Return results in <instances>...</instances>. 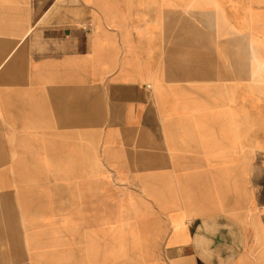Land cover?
Returning a JSON list of instances; mask_svg holds the SVG:
<instances>
[{
  "label": "crops",
  "instance_id": "1",
  "mask_svg": "<svg viewBox=\"0 0 264 264\" xmlns=\"http://www.w3.org/2000/svg\"><path fill=\"white\" fill-rule=\"evenodd\" d=\"M85 234L264 264V0H0V264Z\"/></svg>",
  "mask_w": 264,
  "mask_h": 264
},
{
  "label": "rangeland",
  "instance_id": "2",
  "mask_svg": "<svg viewBox=\"0 0 264 264\" xmlns=\"http://www.w3.org/2000/svg\"><path fill=\"white\" fill-rule=\"evenodd\" d=\"M63 213L72 217L75 215H83L90 212V205L80 203H64L62 207ZM49 254L48 264H83L90 257V236L85 234L79 238H65L61 240V244L55 247H47ZM55 255V256H54ZM55 259L51 260L50 257Z\"/></svg>",
  "mask_w": 264,
  "mask_h": 264
}]
</instances>
